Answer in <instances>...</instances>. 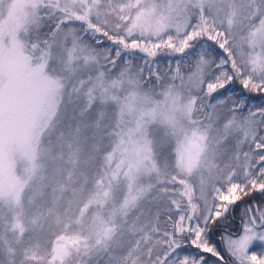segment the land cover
<instances>
[{"label":"snow or ice","instance_id":"6c2138e0","mask_svg":"<svg viewBox=\"0 0 264 264\" xmlns=\"http://www.w3.org/2000/svg\"><path fill=\"white\" fill-rule=\"evenodd\" d=\"M0 264H264V0H0Z\"/></svg>","mask_w":264,"mask_h":264},{"label":"trees","instance_id":"16d2710c","mask_svg":"<svg viewBox=\"0 0 264 264\" xmlns=\"http://www.w3.org/2000/svg\"><path fill=\"white\" fill-rule=\"evenodd\" d=\"M219 236V233L218 232H214V234H213V236H212V240H213V242H216V238ZM217 246L219 247V248H222V245L221 244H219V243H217ZM225 255H226V253H225Z\"/></svg>","mask_w":264,"mask_h":264},{"label":"rangeland","instance_id":"374dc122","mask_svg":"<svg viewBox=\"0 0 264 264\" xmlns=\"http://www.w3.org/2000/svg\"><path fill=\"white\" fill-rule=\"evenodd\" d=\"M218 247V246H217ZM219 248V247H218ZM210 260H214L215 258L211 257L210 254H205Z\"/></svg>","mask_w":264,"mask_h":264}]
</instances>
